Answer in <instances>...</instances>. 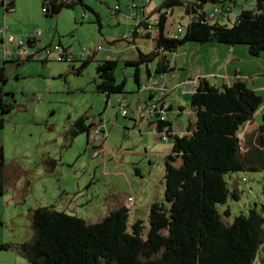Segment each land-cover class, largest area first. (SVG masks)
I'll list each match as a JSON object with an SVG mask.
<instances>
[{
  "label": "rangeland",
  "instance_id": "1",
  "mask_svg": "<svg viewBox=\"0 0 264 264\" xmlns=\"http://www.w3.org/2000/svg\"><path fill=\"white\" fill-rule=\"evenodd\" d=\"M81 1L83 5L78 3L74 8L63 9L51 18L44 16L41 0H15L11 19L7 15L12 14H6L4 7H0V24L7 30L8 45L11 38L17 43L19 35L27 33L40 38L47 46H61L74 57L73 63H61L58 54L52 52L47 63L27 61L22 49L16 46L13 49L19 52L18 59L23 60H20L21 65L0 61V68L5 69L6 82L1 85L4 98L16 106L7 115H2L0 110V264H29L19 255L17 247L35 238L31 216L37 208H54L88 223H97L106 217L112 206L124 200L130 210V222L141 220L147 225L151 206L165 203L163 153H170L172 140L162 141L158 134L151 132L155 119L149 120L153 124L150 131L146 127L143 135L137 130L134 137L126 139L136 104L147 98L143 90L148 78L146 66L141 65L139 88L135 76L137 68L127 64L138 61V53L120 40L141 18L142 6L151 11L165 0ZM236 1L238 8L224 20L228 25L236 21L240 8L254 6V0ZM208 9L213 12L215 7ZM219 18L223 19L222 15ZM187 22L183 10L175 8L166 28L168 36H177V29ZM137 43L144 54L154 47L149 40L139 39ZM21 45L25 46V39ZM236 47L240 59L234 57L237 61L232 64L237 71L239 67L241 82L263 99L253 122L241 135L242 151L246 152L245 142L254 141L257 146L260 139L256 124H261L264 109V53L252 57L247 46ZM189 48L194 51L190 53ZM211 48L187 44L166 55L173 70L157 76L156 82L166 88L168 108L173 104V112L168 110L167 119L183 123L185 117H175L179 105L191 110L192 95L184 91L189 75L194 74L197 80L201 67L224 73L222 58L220 55L212 58ZM214 59H218L217 64ZM105 60L118 61L116 82L124 83L125 94L107 99L105 94L97 93V66ZM184 63L187 66L184 67ZM152 66L155 67V63ZM78 70H81L80 75L76 74ZM118 98L127 102L125 117ZM81 117H86L87 124L94 125L92 128L96 130L105 123L108 140L103 146L98 142L102 149L98 157L94 154L98 144L94 143V147L87 133L73 140L68 138L71 126ZM225 180L229 197L226 204L218 205L225 223L231 224L235 217L247 215L253 208L264 217L263 171L230 173ZM234 190L238 192V200L232 197ZM226 210L230 214L225 217ZM255 264H259V257Z\"/></svg>",
  "mask_w": 264,
  "mask_h": 264
},
{
  "label": "trees",
  "instance_id": "2",
  "mask_svg": "<svg viewBox=\"0 0 264 264\" xmlns=\"http://www.w3.org/2000/svg\"><path fill=\"white\" fill-rule=\"evenodd\" d=\"M2 1L6 13L14 10V1ZM229 2L235 4V0H165L156 8L154 13L164 9L173 13L175 8H181L188 22L178 38L168 36L167 15L162 16L153 33H134L131 45L137 39L150 40L155 45L147 54L136 47L138 61L127 63L137 68L138 86L141 65L146 66L147 78L151 71L160 77L170 73L173 68L166 55L187 44L245 45L252 57L264 53V0H254L252 8L240 9L232 25L210 17L209 6L223 7ZM78 3L83 5L81 0H43L42 10L46 18H51ZM34 41L35 38H28L26 46ZM20 60L12 62L19 66L23 63ZM38 61L47 63L48 59ZM117 66L118 61L114 60L101 61L97 66L96 91L107 99L125 94L124 83L116 82ZM76 74L80 75L81 70ZM5 82L0 69L2 115L16 108L4 98L1 85ZM191 105L197 121L189 134L176 136L172 143L171 154L165 158V203L151 206L147 225L141 220L130 222L126 206L97 223L41 207L31 216L35 238L17 247L19 255L29 264H255L258 257L259 264H264L262 213L253 208L227 224L218 211V205L226 204L229 197L226 175L264 172V109L257 146L248 139L244 145L247 151L243 152L241 138L262 107L263 99L244 82L216 87L199 79ZM156 123L159 133L164 127L175 132L169 119ZM92 126L87 124L86 117H81L71 126L68 138L88 134ZM232 197L238 200L237 190ZM229 214V210L224 212L225 217Z\"/></svg>",
  "mask_w": 264,
  "mask_h": 264
},
{
  "label": "crops",
  "instance_id": "3",
  "mask_svg": "<svg viewBox=\"0 0 264 264\" xmlns=\"http://www.w3.org/2000/svg\"><path fill=\"white\" fill-rule=\"evenodd\" d=\"M5 1H7V2L14 1V10L12 12H9V13H6L5 12V13L6 14L15 13V0H5ZM42 3H43V0H41V8H42ZM236 8H238V5H237V1L235 0V4H233V9H236ZM240 9H245V8L242 7ZM238 14L236 15V19H237ZM7 16H8L9 19H11L13 17V14H12V16L11 15H7ZM133 27H134V25H133ZM6 37H7V30H6V28H2V25L0 24V57H1V60L0 61L4 60L5 62H12V61H14V60L16 61V59H18V56L15 57V58L14 57H11V58L4 59L5 56H6L5 55V51H8V52H10L12 54L15 53V52H18V51H16V50L13 49V47H16L17 46L18 48L22 49V52H25L26 51V42H27V39L28 38H34V36L31 35V34H27V33L20 34L19 35V41H17V43H16V41H15L14 38H11L10 45H8V42H7V38ZM24 39H25V46L21 45L24 42ZM35 39H36L35 45L39 49H43V48H46V47H50L51 46V45L47 46L38 37H35ZM138 40L139 39L135 40V43H134V45H136L135 47H138V45H137L138 44L137 43ZM140 40H142V39H140ZM131 42L132 41H127L126 43L129 46L134 47V45H131ZM191 44L192 45L194 44L195 46L198 45L196 43H191ZM202 45L212 46L211 50H209L210 55L212 56V58L214 57V55L215 56L220 55L219 58H222V63L221 64L224 67V73L219 72L218 69L216 71H212V70H210V67H208L209 68V71H208L207 68L201 67L199 69V71H198L199 78L197 80L194 79V77H193L194 74H191V75H189L187 77L186 83L188 85L184 89L185 92L190 93L191 95H193L195 93V89H196L197 82H198L199 79H205L212 86H216V87H223V86L230 87L233 84H235L236 82H241V79L239 78V74H241V72L239 73V67H238V71H237V69H235L236 68V65L232 64V62L234 60L237 61L236 58L240 59V57H239L240 54L236 53V49H238L236 46H228V45H223V44H218V43H207V44H202ZM221 46L222 47L224 46L225 48H223V49H225V50H223ZM57 47H60L61 49H64L61 46H57ZM153 49H154V47H153ZM188 50H189L190 53L194 51L191 48H189ZM195 50H198V48L195 49ZM189 52L186 55V58H188V56L190 54ZM234 57H236V58H234ZM203 59L205 60V58H203ZM214 62H215V64H217L218 59H214ZM183 66L185 67V66H187V64L184 63ZM0 69H3V73H4V70H5L4 67H1ZM222 74H224L223 75L224 77L221 76ZM214 76H216V77H214ZM139 81H140V79H139ZM140 87H141V83L139 85V88ZM144 101H145V99H144ZM169 108H170V112L172 113L173 112V104L170 103ZM179 116H183V118L185 117V119L183 120V123H177L178 119L173 120L172 118H170L169 121H170V123H171L172 128L174 129V131L180 132L179 133L180 135L181 134H186L187 135V134H189L188 133L189 132V129L194 128V125H195V123L197 121V116H196V114H195V112L193 110L192 105H191V110H189V109L187 110L184 105H179V107H178V113L175 115V117L178 118ZM129 120H130V122H129V125L128 126L131 129H129V132L126 134V136H127L126 139H129V138L131 139V137H134L136 135L135 133L137 132V130H139L140 131V134H142V132L144 130H146V127L150 131V128L153 126V124L149 123V121H147V120H141L135 114H134V116H131V119H129ZM256 125L258 127V124H256ZM93 129H95V128H93ZM160 140H162L161 137H160ZM171 150H172V148H171ZM170 153H171V151H170ZM169 154H168V152H167V154L165 152V153H163V156H165V158H166V155L169 156ZM164 161H165V159H164ZM130 198H132V197H130ZM123 206H125L124 200L123 201H119L117 206L116 205L114 207L112 206L108 210L106 217L109 216L111 212H113V211H115L118 208L123 207Z\"/></svg>",
  "mask_w": 264,
  "mask_h": 264
},
{
  "label": "built area",
  "instance_id": "4",
  "mask_svg": "<svg viewBox=\"0 0 264 264\" xmlns=\"http://www.w3.org/2000/svg\"><path fill=\"white\" fill-rule=\"evenodd\" d=\"M4 5L3 1L0 0V7H2ZM137 7V5L135 6ZM146 7L142 6L141 10H142V16L141 18L136 21L132 31L123 36L121 38V40L123 41H132L133 40V35L134 33H138L141 35H144L146 33H153V31L155 30V26L158 25V23L160 22V19L162 18V16H166L168 17V24L169 21L172 19V15L173 13L171 11H167L166 9L164 10H160L158 12L154 13L153 9L151 11H146ZM210 11V10H209ZM233 12V4L232 2H229L226 6H215V10L213 12L210 11V17L211 18H218L222 15L223 19H220L221 21L224 20H228L229 19V15ZM184 34V27L181 26L177 29V36L173 37V38H178L181 37ZM36 36H34L35 38ZM36 41V39H35ZM33 42V44L31 46H26V51L22 52L23 55L25 57H32L33 59H38V60H44V59H48V56L52 53V52H56L58 54V61L59 62H64L66 61L67 63H73L74 62V57L69 53H64L63 49H61L60 47H46L43 49H39L38 47H36L35 43ZM134 48L135 45H134ZM5 58H11V57H17L19 56L18 52L15 53H10L8 51H5ZM1 60V57H0ZM156 75L154 73V71H151V75L148 78V83L146 85V87L144 88V92L147 93V98L145 100L144 103H138L136 104L135 110L133 111L135 113V115H137L139 118L143 119V120H151V119H155L157 122H166L167 119V112L169 110L166 102H165V98L167 96L166 94V88H161L159 86V84L156 82ZM162 77V76H161ZM119 101V105L122 108V116L125 117L128 115L127 112V102L125 99L122 98H118ZM104 127V126H103ZM102 128V127H100ZM97 129L96 131L92 132V138H98L99 135H101L100 130ZM154 133L158 134L161 139L163 141H168V140H172V143L175 142V137L179 136L181 137L182 134H178L176 132H171L168 131V128L164 127L163 130L159 133L158 132V127L156 126L153 130ZM104 131V134L101 135L103 137L102 139V145H105L108 138H107V134ZM129 201L131 202V205H133L134 201L132 198L129 199Z\"/></svg>",
  "mask_w": 264,
  "mask_h": 264
},
{
  "label": "flooded vegetation",
  "instance_id": "5",
  "mask_svg": "<svg viewBox=\"0 0 264 264\" xmlns=\"http://www.w3.org/2000/svg\"><path fill=\"white\" fill-rule=\"evenodd\" d=\"M145 102V101H144ZM144 102H141V103H144ZM141 119V118H140ZM141 120H143V119H141ZM157 122V121H156ZM155 122V127L157 126L158 127V124ZM102 123H104V121L102 122ZM92 125V124H91ZM106 126H105V123H104V127H102V128H100V132L102 133L106 128H105ZM153 127V126H152ZM152 127H151V129H152ZM154 127V128H155ZM150 129V130H151ZM153 130L154 129H152L151 130V132H153ZM94 131H96V129H93V128H91L90 129V131H89V133L87 134L88 135V139H89V141H91V143L93 142V146L95 147V145H94V143H96V144H98L97 145V147H95L96 148V151H95V156L96 157H98L99 156V152L101 151V145H99L100 143L102 144L103 142H102V139H103V137L101 136V135H99L98 136V138H92L91 136H92V132H94ZM105 132H106V130H105ZM98 142H100V143H98ZM103 146V145H102Z\"/></svg>",
  "mask_w": 264,
  "mask_h": 264
},
{
  "label": "water",
  "instance_id": "6",
  "mask_svg": "<svg viewBox=\"0 0 264 264\" xmlns=\"http://www.w3.org/2000/svg\"><path fill=\"white\" fill-rule=\"evenodd\" d=\"M101 127V126H100ZM104 134V131L101 133V135H103Z\"/></svg>",
  "mask_w": 264,
  "mask_h": 264
}]
</instances>
